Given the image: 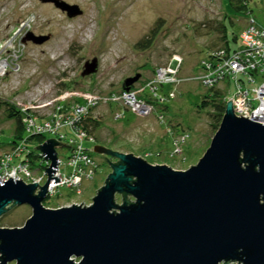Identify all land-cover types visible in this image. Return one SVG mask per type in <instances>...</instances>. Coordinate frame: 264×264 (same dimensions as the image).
<instances>
[{
  "label": "rangeland",
  "instance_id": "1",
  "mask_svg": "<svg viewBox=\"0 0 264 264\" xmlns=\"http://www.w3.org/2000/svg\"><path fill=\"white\" fill-rule=\"evenodd\" d=\"M60 1L77 6L80 14L69 17L53 3L40 0H0V64H7L6 72L0 71V157L13 149L10 144L15 121L7 117L8 105L15 109L33 105L39 111L41 108V113H47L62 100L72 103L74 97L89 92L118 95L128 78L139 74L134 89L144 86L154 78L155 70L170 64L174 56L183 60L179 78L193 79L200 75V63L208 48L222 45L215 28L225 23L234 50L240 46V34L251 18L264 25V0H251L246 14L234 13L228 0ZM62 26L69 31L64 33ZM80 26L84 28L81 30ZM153 30L156 32L152 45L137 47ZM30 34L50 38L39 45L27 39ZM235 36L237 42L233 40ZM94 59L96 72L82 76L85 63ZM217 89L224 90L229 97L235 94L236 85L234 81H226ZM165 90L175 91V97L168 98L166 107L160 104L157 107L164 114L163 122L155 116L137 117L116 106L112 110L98 106L93 114H101L100 126L94 133L96 140L85 142V148L93 150L94 145H101L176 171L196 166L221 124L214 126L210 109H198L208 89L197 81H184L175 88L167 85ZM120 111L124 117L116 120L115 113ZM183 133L188 135L184 144L174 145L173 138ZM175 147H179L176 153ZM93 155L100 166L94 179L82 182L77 189L60 187L59 199L50 198L47 192V209L93 204V198L112 173L103 155L94 150ZM106 158L111 163L118 161ZM46 182L47 179L39 186ZM121 197L116 196L119 205L123 204ZM31 216L28 205L14 206L0 218V227L22 228Z\"/></svg>",
  "mask_w": 264,
  "mask_h": 264
},
{
  "label": "water",
  "instance_id": "2",
  "mask_svg": "<svg viewBox=\"0 0 264 264\" xmlns=\"http://www.w3.org/2000/svg\"><path fill=\"white\" fill-rule=\"evenodd\" d=\"M40 1L80 14L60 0ZM49 38L27 37L39 45ZM96 70V59L86 62L82 76ZM58 143L68 145L49 139L35 147L50 162L43 187L12 178L0 185V218L14 206L32 210L22 228L0 227V264H264V124L237 117L232 100L210 147L186 171L94 145L112 173L90 206L44 207L50 179L59 182ZM117 195L134 201L119 205Z\"/></svg>",
  "mask_w": 264,
  "mask_h": 264
},
{
  "label": "built area",
  "instance_id": "3",
  "mask_svg": "<svg viewBox=\"0 0 264 264\" xmlns=\"http://www.w3.org/2000/svg\"><path fill=\"white\" fill-rule=\"evenodd\" d=\"M239 40L240 46L228 57L220 52L216 54L218 59L211 61L206 56L200 63V75L193 79L179 78L183 60L174 56L170 64L155 70L151 81L137 89L123 90L111 96L89 92L74 97L72 103L62 100L47 113H41L42 109L39 111L33 105L16 108L22 115L24 134L11 152L0 157V185L9 178L26 184H44L48 180L45 168L50 167V162L35 147L54 139L71 146L58 143L55 148L58 163L54 177L59 178V182L53 185L55 178L50 179L48 195L59 199L62 197L60 187L79 188L82 182L93 180L100 167L94 159L93 150L84 146L85 142L95 143V138L84 130V125L98 118L100 113L93 116L96 108L103 105L112 110L116 106L137 117L155 116L163 122L164 114L159 113L157 107L159 104L164 107L168 98L175 97V91H166L165 87L170 85L175 88L184 81H197L207 89L234 81L235 94L225 97L226 102L232 100L235 115L264 124V25H258L251 18ZM123 111L115 113L116 120L124 117ZM34 137H43V142L37 144L31 140ZM187 138L186 133L180 134L173 138V144H184ZM175 150L176 153L179 147ZM22 156L25 158L22 159Z\"/></svg>",
  "mask_w": 264,
  "mask_h": 264
},
{
  "label": "trees",
  "instance_id": "4",
  "mask_svg": "<svg viewBox=\"0 0 264 264\" xmlns=\"http://www.w3.org/2000/svg\"><path fill=\"white\" fill-rule=\"evenodd\" d=\"M251 0H228V4L232 11L236 14H246L249 12V5ZM227 21V18H226ZM232 24V21H230ZM215 31L218 35V39L221 42L220 47L215 48H208L207 57L210 58L209 60L214 61L215 59H218L216 54L223 52L225 57H228L231 55V53L235 50H233L230 46V43L228 41V29L225 25V23L221 24V27L215 28ZM156 31H152L150 35L146 37L145 40L139 42L137 44V47H143V48H149L152 45V42L154 40ZM233 40L237 42V37H233ZM214 45V44H213ZM214 46H217L216 44ZM216 56V57H215ZM218 86L208 89V94L205 95L198 105L199 110H205L210 109L211 112L209 115L212 117V119L215 122V127L218 126V124L222 121V118L225 114V106H226V94L224 90L217 89ZM131 90L134 89V86L130 88ZM207 89V88H206ZM123 91V90H122ZM166 107V106H165ZM7 117L9 120L15 121V126L12 131V142L10 144V147H14L15 144H17V141L22 138L24 134V127L22 123V115L12 106H9L6 108ZM101 114H99L100 116ZM98 116V117H99ZM99 119V118H98ZM100 126V122L97 119L91 120V122L87 125H84V130L90 135L94 137V133L96 130H98ZM95 138V137H94ZM32 141L36 142L37 144H41L43 142V137H34L31 139ZM96 140V138H95ZM123 201L130 202L129 196H122L121 197ZM48 202H44V206L47 207Z\"/></svg>",
  "mask_w": 264,
  "mask_h": 264
},
{
  "label": "bare ground",
  "instance_id": "5",
  "mask_svg": "<svg viewBox=\"0 0 264 264\" xmlns=\"http://www.w3.org/2000/svg\"><path fill=\"white\" fill-rule=\"evenodd\" d=\"M54 13H55V12H54ZM79 28L82 30V29L84 28V26H80ZM61 30H62L64 33H66V32L69 31V28H68L67 26H62V27H61ZM71 30L74 31V30H75V27L72 26V27H71ZM6 69H7V64H6V63H2V64L0 65V71H2V72H6Z\"/></svg>",
  "mask_w": 264,
  "mask_h": 264
},
{
  "label": "flooded vegetation",
  "instance_id": "6",
  "mask_svg": "<svg viewBox=\"0 0 264 264\" xmlns=\"http://www.w3.org/2000/svg\"><path fill=\"white\" fill-rule=\"evenodd\" d=\"M123 88H124V86H123ZM45 202V201H44Z\"/></svg>",
  "mask_w": 264,
  "mask_h": 264
}]
</instances>
